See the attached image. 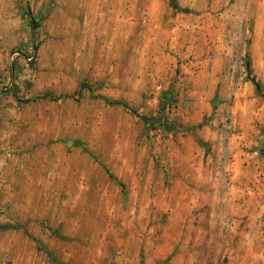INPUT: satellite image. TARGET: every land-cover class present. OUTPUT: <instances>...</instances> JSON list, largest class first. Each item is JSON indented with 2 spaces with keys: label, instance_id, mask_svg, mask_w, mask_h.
I'll list each match as a JSON object with an SVG mask.
<instances>
[{
  "label": "rangeland",
  "instance_id": "obj_1",
  "mask_svg": "<svg viewBox=\"0 0 264 264\" xmlns=\"http://www.w3.org/2000/svg\"><path fill=\"white\" fill-rule=\"evenodd\" d=\"M0 264H264V0H0Z\"/></svg>",
  "mask_w": 264,
  "mask_h": 264
},
{
  "label": "crops",
  "instance_id": "obj_2",
  "mask_svg": "<svg viewBox=\"0 0 264 264\" xmlns=\"http://www.w3.org/2000/svg\"><path fill=\"white\" fill-rule=\"evenodd\" d=\"M12 236L18 243H23L25 241L27 242V239L24 238L23 234H13Z\"/></svg>",
  "mask_w": 264,
  "mask_h": 264
},
{
  "label": "trees",
  "instance_id": "obj_3",
  "mask_svg": "<svg viewBox=\"0 0 264 264\" xmlns=\"http://www.w3.org/2000/svg\"><path fill=\"white\" fill-rule=\"evenodd\" d=\"M110 105H121L123 107H125V105L121 104V103H109Z\"/></svg>",
  "mask_w": 264,
  "mask_h": 264
}]
</instances>
